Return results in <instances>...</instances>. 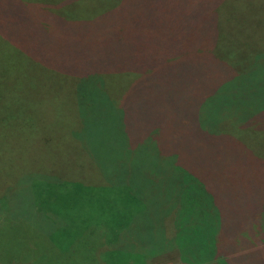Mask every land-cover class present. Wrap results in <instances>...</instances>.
<instances>
[{"label":"rangeland","instance_id":"1","mask_svg":"<svg viewBox=\"0 0 264 264\" xmlns=\"http://www.w3.org/2000/svg\"><path fill=\"white\" fill-rule=\"evenodd\" d=\"M215 1L217 0H0L1 241L2 229L5 228L7 234L3 239L0 256H15L18 255L19 249H23L32 257L37 252L32 250L29 239L37 237L44 243L47 242L46 235H58V229L68 223L77 226L90 225L89 203L98 202L94 195L101 200L106 196L111 202H115L116 206L118 205L116 191L102 190V185L111 186L99 163L107 158L117 168L122 162H134L127 158L133 157L132 153L136 147L116 146L113 134L109 137L105 126L99 131L101 146L87 142L83 135L81 141L73 136L77 123L76 116L72 113L71 100L70 113L63 119V114L55 110L54 103L41 95V88H44L45 82L41 77L43 69L38 65L37 55L49 50L55 54L53 51L55 50L58 55L65 57L71 44L78 45L81 38L89 37L90 45H95L98 39L102 40L106 43V48L90 47L72 64L77 65L83 61L81 74L105 78L109 88L110 84L114 87L113 92L111 91L113 97L121 100L126 93L130 94L134 85L151 76L156 70L150 55L165 49V45L156 47L153 44L158 39L164 42L171 33L167 29L155 28L153 34L157 36V40L147 47L154 50L150 55L144 53L138 61L134 59L131 47L124 43L123 34L131 29L138 18L143 19L141 7L153 6L158 15L166 18L170 25L192 28L197 23V17L201 15L200 10L206 11L207 2L210 3L209 8ZM219 8L221 12H218L220 18L218 29L221 40L215 52L217 56H223L229 62L235 63L238 68L243 67L240 63L248 47L251 56L257 51H264V0H226ZM118 11L121 14L117 15ZM124 11L127 13H122ZM84 43L87 46L88 43L85 41ZM181 50L180 45L170 48L166 53V59L172 63L179 61L182 56ZM52 65L61 67L57 57ZM140 65L152 68L141 72ZM253 71L257 72L251 74L249 79H254L251 83L238 85L240 82L238 79L220 83L212 97L204 104L203 115L206 119L205 127L202 128L205 135L202 133L201 135L203 138L209 137L206 135L212 136L211 143L205 145L191 124L181 130L184 133L191 131L196 157L209 151L208 147L220 149L229 145L230 152L235 150L237 154L242 148L264 163V130L256 127L244 129L234 116L238 114L237 111L245 110L247 102L253 104L250 110L253 107L257 111L264 110V94L262 102L255 99L260 96L255 89L261 85L262 81L259 78H262L260 74L264 71L259 68ZM196 74L195 65L193 80ZM55 77L57 80L54 84L50 83L51 87L70 83L75 78L71 74ZM189 77L190 75L183 76L180 71L179 88L184 85L194 86ZM146 83L155 91L156 86L160 85L166 89L164 98L167 99L162 102V106L165 110L172 108L173 114L168 117L167 113H164V117L167 121L179 120L183 104L174 98L182 97L167 95L168 81L161 84L152 78L144 81V84ZM56 86L58 88L55 90L66 93L62 86ZM241 97L248 100L237 104ZM131 102L132 97L129 98V103ZM236 104L237 106L233 108L232 105ZM48 105L51 108H47ZM119 109L117 107L115 111L118 117ZM177 109L180 111L175 113ZM76 111L77 115L82 114V118L88 115L85 100L82 106L76 105ZM221 111L224 112L221 114ZM238 115L241 120L244 113ZM130 116H137L135 124H132L134 130L130 126L128 128V131L136 133L135 137L142 144L137 148L145 145L149 147L164 145L163 142L154 140L156 138L154 133L164 132L157 130L156 126L149 125L148 115L135 111V114L131 112ZM107 117L102 116L101 120L104 121ZM140 117L146 122L144 126L137 124V121L141 120ZM78 126H81V120ZM150 135L152 141H149ZM220 137H229L231 140H223ZM182 145L192 146L188 138L184 139ZM126 151L131 154H127ZM213 161L211 156H200L189 160L188 165L202 166L206 173L213 175ZM231 176L232 179H236L233 174ZM92 228V240L100 239L99 244L90 242L87 236L78 239L80 235L66 234L63 237L71 239L72 242L63 248L53 249L49 241L51 245L49 254L54 259L45 255L43 264H79L78 261L75 263L72 261L78 260L79 253H85L87 248L94 247L97 256L102 254L104 249L103 246L99 248V245L105 241L104 236L109 234L100 227ZM8 230L16 232L9 233L12 235L8 236ZM122 239L123 235L115 236L113 245L117 249H120ZM172 256L152 260V264H178ZM56 257L60 259L57 260ZM254 262L262 264L264 257Z\"/></svg>","mask_w":264,"mask_h":264},{"label":"trees","instance_id":"2","mask_svg":"<svg viewBox=\"0 0 264 264\" xmlns=\"http://www.w3.org/2000/svg\"><path fill=\"white\" fill-rule=\"evenodd\" d=\"M225 2L226 0H217L209 8L210 3L207 2L206 11L200 10L201 15L197 17V23L192 28L170 25L166 18L158 15L153 6L143 5V19L138 18L131 29L123 34L124 43L131 47L134 59L138 61L144 53L150 55L154 50L147 47L157 40V36L153 34L155 28L167 29L171 33L164 42L158 39L153 44L156 47L165 45V49L150 55L156 70L151 76L134 85L130 94L126 93L121 100L113 97L114 87L110 84V89L105 78L81 74L83 61L77 65L72 64L90 47L106 48L107 45L102 40L98 39L95 45H90L89 37H80L79 44H71L65 57L58 55L55 50L53 51L56 56L51 50L37 55L38 65L43 69L41 77L45 82L41 95L54 103L55 110L63 114V119L70 113L71 100L72 113L76 116L77 123L73 136L81 141L83 135L87 142L101 146L99 131L105 126L109 137L113 134L116 146L136 147L132 153L133 157L127 158L134 162H122L117 168L107 158L99 163L111 186L102 185V190L116 191L117 206L106 196L101 200L93 194L98 202L89 203L90 225L77 226L68 223L58 229V235H44L47 239L44 243L33 237L29 239V243L32 250L37 252L36 255L30 257L26 251L19 249L18 255L0 256V264H43L45 255L53 260L54 257L49 254L50 243L53 249L65 247L72 242L71 239L63 237L66 234L80 235L78 239L87 236L90 242L99 244L100 239L92 240L93 226L100 227L109 234L106 237L103 235L105 241L99 245V248L103 246V253L97 256L94 247L87 248V251L83 252L85 255L80 252L79 259L72 261L73 263L78 261L79 264H152V260L173 255L178 264H251L252 261L264 257V163L242 148L240 153L236 154L235 150L230 152L229 145L220 149L208 147L209 151L196 157L191 131L181 132L191 124L205 145L211 143L212 136L206 135L209 137L203 138L201 135H205L202 128L205 127L206 119L203 115L204 104L212 97L220 83L233 79L242 81L238 85L251 83L254 80L249 79L251 74L257 72L253 69L264 71L262 50L251 56L248 47L240 63L243 67L239 68L223 56H217L215 51L221 40L218 12H221L219 7ZM119 14L121 12L118 11L117 15ZM84 41L88 43L87 46ZM177 45L182 49V56L179 61L172 63L166 59V53ZM56 57L61 67L52 65ZM195 65L197 74L193 80ZM139 68L141 72H145L144 70L152 67L144 68L140 65ZM180 71L183 76L190 75L194 86L184 85L179 88ZM68 74L75 76L72 82L56 84L62 86L66 93L55 90L58 88L56 85L51 87L50 83L54 84L57 80L55 76L63 77ZM260 75L261 85L255 89L260 96L255 99L262 102L264 72ZM152 78L161 84L168 81L166 84L169 97H182L174 98L183 104L179 120L167 121L164 117V113H167L168 117L173 114L172 108L165 110L162 106V102L167 99L164 98V87L156 86L155 91L151 85L144 84V81ZM60 96L64 98H59ZM84 100L88 115L82 118L81 113L77 115L76 105L82 106ZM246 100L248 99L241 97L237 104ZM237 104L232 105L233 108ZM251 106L253 104L247 102L244 111H237L238 114L244 113L241 120L238 114H234L240 122L238 124H242L244 129L256 127L264 130V110L257 111L255 107L250 110ZM117 107L120 108V117L115 112ZM47 108L51 107L48 105ZM135 111L148 115L149 125L164 132L154 133V140L161 141L164 145H145L137 148L142 144L135 137V132L128 131L129 126L134 130L132 124H135L137 116L131 117L130 113L135 114ZM179 111L180 109H177L175 113ZM109 115L110 117H107ZM102 116L107 118L103 121ZM137 124L144 126L146 122L141 118ZM90 138H93L92 141H89ZM186 138L192 146L182 145ZM152 139L150 135L149 141ZM220 139L231 140L229 137ZM126 153L131 154L128 151ZM200 156L213 158V175L206 173L202 166L188 165L189 160ZM232 174L236 179L231 178ZM4 230L5 228L2 229V241L0 239V255L3 239L7 235ZM12 232L16 231L8 230V236L12 235L9 234ZM117 235H123L120 249L113 245Z\"/></svg>","mask_w":264,"mask_h":264}]
</instances>
